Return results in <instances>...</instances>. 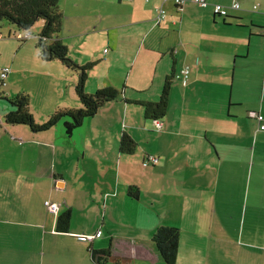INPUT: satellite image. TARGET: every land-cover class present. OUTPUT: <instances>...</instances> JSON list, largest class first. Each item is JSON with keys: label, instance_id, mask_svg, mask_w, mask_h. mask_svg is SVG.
Returning a JSON list of instances; mask_svg holds the SVG:
<instances>
[{"label": "crops", "instance_id": "1", "mask_svg": "<svg viewBox=\"0 0 264 264\" xmlns=\"http://www.w3.org/2000/svg\"><path fill=\"white\" fill-rule=\"evenodd\" d=\"M59 1V39L80 66L91 64L85 91L115 88L120 97L71 135L63 122L29 136L17 128L24 124L0 131V264H98L93 252L102 250L110 251L105 264H167L154 241L160 225L180 230L174 264H264V131L256 117L264 116V0H208L206 8ZM234 2L241 8L215 14L214 4ZM161 6L167 17L159 22ZM26 40L14 56L4 49L6 85L37 68L34 75L46 76L36 81L45 91L35 103L16 86L31 110L81 108L79 72ZM185 65L186 83L177 76ZM168 78L173 123L166 115L157 129L140 102H158ZM125 134L135 141L130 152ZM148 155L158 162L144 165ZM68 211V231H60L58 216Z\"/></svg>", "mask_w": 264, "mask_h": 264}, {"label": "trees", "instance_id": "2", "mask_svg": "<svg viewBox=\"0 0 264 264\" xmlns=\"http://www.w3.org/2000/svg\"><path fill=\"white\" fill-rule=\"evenodd\" d=\"M227 16L229 13L225 17ZM62 17L59 0H0V24L7 21L8 24L25 32L31 30L37 21L44 22L42 33L38 35V46L42 57L46 60H59L72 71L79 72L76 95L82 104L79 109H57L50 114L47 121L37 122L31 111L29 95L22 93L6 97L5 93L1 92L5 79L0 75V99L5 98L11 106L3 115L7 123L24 124L32 131L39 132L63 122L67 134L71 135L86 118L94 116L103 105L120 97V92L115 88H104L94 93L85 91L87 70L91 64L80 66L70 56L67 45L59 39ZM170 83L168 78L158 102H140L145 106L148 118L162 120L167 115L170 104ZM134 146L135 141L125 134L122 138L123 151L130 152ZM69 223V211L58 216V230L68 231ZM179 236V228L169 225L158 226L154 233V241L167 264H174L177 260ZM109 256L108 250L93 252V257L98 264H105Z\"/></svg>", "mask_w": 264, "mask_h": 264}, {"label": "rangeland", "instance_id": "3", "mask_svg": "<svg viewBox=\"0 0 264 264\" xmlns=\"http://www.w3.org/2000/svg\"><path fill=\"white\" fill-rule=\"evenodd\" d=\"M44 23L42 20L40 21H37L35 23V25L32 27L31 30L34 31L35 34H33L32 37L28 38L26 40V43H28L29 45L31 44V46L33 44H36L37 41H38V34L41 33L40 31V27H43ZM9 26L11 27H14V31L12 33V35L10 36L9 35ZM18 30L19 28L14 26V25H10L8 24L7 21H3L1 24H0V32H3V33H6L5 35L7 36V38H4V39H1L0 38V67L4 64V60L6 58V52H4V49L6 48L8 50V53H7V56L10 57V56H14L16 54V52L18 51L19 47H20V44L23 43L22 40H20L19 36H18ZM24 32V31H23ZM26 32V31H25ZM23 51H25L26 53H24L26 60H31V57H33L32 55L33 54H29L26 49H24ZM8 61V59H7ZM17 61V59L15 60ZM32 61V60H31ZM22 63H20V65H15V62H13V66H15V69L17 68V70L19 71V68L21 66ZM3 67V66H2ZM26 69H31L28 67V65L25 66ZM1 69L3 68H0V71ZM37 68L33 69V70H27L25 73H21V71L18 73V75H12V78H11V81L12 82V85L11 86H7L8 85V80L7 78L5 79V84H3V86L1 87L2 90L1 92L2 93H5L6 97H11L13 94L14 91H17L19 94H22L23 90L26 89V91L28 90V92H30L31 96H33V103L36 102V99L38 96H35V95H38V94H41V93H44L45 91V87L44 86H38V84L36 83L37 79H41L40 77H45L46 75H39L36 76L34 75L33 73L35 72ZM22 74V75H21ZM7 83V85H6ZM16 86H21V89L23 90H17ZM24 93V92H23ZM5 99V98H4ZM4 99L2 100V102L8 104V101H4ZM0 101V103H2ZM9 105V104H8ZM32 110L34 111V117L36 119L37 122H40L41 123V120H43V122L47 121L48 118H49V115L48 114H44L45 113V110H42L40 109V111L32 108ZM31 110V111H32ZM33 113V112H32ZM1 116L3 114H0ZM0 116V131L3 130V129H7V128H10L11 125H9V123H7L5 121V118L4 116L1 117ZM166 121H170L171 123H173V119H169L168 115H167V118H166ZM59 124V123H57ZM56 124V126H57ZM60 124L63 125V123L60 122ZM59 126V125H58ZM61 127V126H59ZM19 128V130H22L21 133H25V135L29 136L30 133H32L33 131L29 128V127H17ZM17 132V131H16ZM24 135V136H25ZM33 135L36 137L37 135L35 133H33ZM74 167V166H73ZM110 212H108V216H110ZM103 216H100V219L102 218ZM102 220V219H101Z\"/></svg>", "mask_w": 264, "mask_h": 264}, {"label": "built area", "instance_id": "4", "mask_svg": "<svg viewBox=\"0 0 264 264\" xmlns=\"http://www.w3.org/2000/svg\"><path fill=\"white\" fill-rule=\"evenodd\" d=\"M188 1H193V2L199 4L201 7H204V8L208 7V5H209L208 0H175V2L179 6L185 5ZM213 8H214L215 14L220 15V16H226V15H228L230 9H232V8L233 9H240L241 5L239 4V2H234L231 6L222 5V4L218 3V4H214ZM254 8H257V5H255ZM166 17H167L166 9H164V7H162V6L159 7L158 12H157V20L159 22H161ZM32 36H33V33L31 30H28L26 32L19 34V37L21 39H26V38L28 39ZM106 51H107V49H106ZM8 72H9V68L2 69L1 73H0L1 77L3 79H6ZM189 74H190V66L185 65L184 68L181 69L180 74H177V76L182 78L183 82L186 83L188 78H189ZM256 117L258 120V129L264 131V116L262 114L258 113L256 115ZM154 124H155V127L157 129H161L164 125V123L161 119L154 120ZM158 160H159V158L157 156L148 155L146 158V161L144 162V165H148L149 163L155 164L158 162ZM47 205L49 206V208L52 212L58 211V205L56 203L48 201ZM84 238H87V237L84 236Z\"/></svg>", "mask_w": 264, "mask_h": 264}]
</instances>
